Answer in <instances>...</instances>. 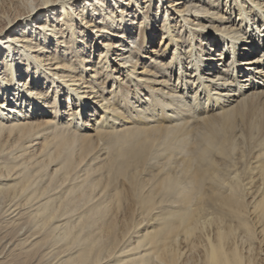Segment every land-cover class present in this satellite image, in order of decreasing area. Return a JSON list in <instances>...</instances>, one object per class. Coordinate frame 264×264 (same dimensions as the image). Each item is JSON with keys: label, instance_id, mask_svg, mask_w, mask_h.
Instances as JSON below:
<instances>
[{"label": "bare ground", "instance_id": "obj_1", "mask_svg": "<svg viewBox=\"0 0 264 264\" xmlns=\"http://www.w3.org/2000/svg\"><path fill=\"white\" fill-rule=\"evenodd\" d=\"M221 2L0 0V264H264V0Z\"/></svg>", "mask_w": 264, "mask_h": 264}, {"label": "rangeland", "instance_id": "obj_2", "mask_svg": "<svg viewBox=\"0 0 264 264\" xmlns=\"http://www.w3.org/2000/svg\"><path fill=\"white\" fill-rule=\"evenodd\" d=\"M225 2H226V0H222L220 5L216 7L217 8L216 10L221 8V12L225 13ZM203 4H206V3L203 2ZM208 8H211V7L208 6ZM7 9H9V8H7V6H5V5L0 6V10L5 11ZM10 11L11 12H7V15H5L3 18L0 19V26L6 25L10 19H13L15 17V10L12 9ZM157 38L158 39L155 41L156 44H154V45H158L159 42L161 41V39H159V38H161V32L158 34ZM203 45H204V48H206V47L208 48V45H205V44H203ZM115 141H116V136L113 139H108V140L101 141V143L97 146V151L96 152L98 153L99 150H101V153H103L104 157H106V160L104 161V163L98 164L99 167H104V168L105 167H110L111 162L113 161L114 157L116 156L117 148L120 147L121 144H122V143L119 142L116 145ZM198 142H199V137H198L197 133H195L192 136V141L190 142L188 147L190 149H195V147H196ZM160 149L162 151V154H159L154 159H151V160L148 161V165H146L147 169L143 172V175H142L143 178H145V177L148 178L151 175H156L158 172H160L162 170V164L164 162H166L169 157L165 153L164 146H161ZM176 156H178L180 158L183 155L180 152H178L176 154ZM174 160H176V157L174 158ZM111 181L114 182V180H111ZM15 232H12V235H10V236L12 237L13 235H15L14 234ZM2 237L4 238L5 234H3L2 236L0 234V238H2ZM7 240L9 241V239H7ZM7 240H6V242H3L2 244L0 243V247L2 245V247L0 248V252H3L5 250V248H6L5 244L8 242ZM3 248H4V250H3ZM7 249L8 248H6V250L3 252L4 253L3 256H2V254L0 256H2L4 258H8L6 256L11 257L10 254L8 255L10 250L9 249L7 250ZM4 258H2V259H4ZM11 260H12V258H11ZM29 262H32V263H29V264H37V262L34 261V260L33 261H29ZM20 264H23V262L22 263L20 262ZM24 264H28V263H24Z\"/></svg>", "mask_w": 264, "mask_h": 264}]
</instances>
